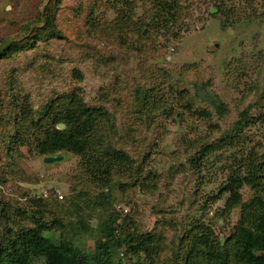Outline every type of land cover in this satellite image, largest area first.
<instances>
[{
    "label": "rangeland",
    "instance_id": "obj_1",
    "mask_svg": "<svg viewBox=\"0 0 264 264\" xmlns=\"http://www.w3.org/2000/svg\"><path fill=\"white\" fill-rule=\"evenodd\" d=\"M160 1L0 0V244L47 225L93 254L118 214L117 240L151 234L156 249L114 243L116 264H237L264 201V0ZM73 93L115 127L99 120L85 157L47 164L44 115ZM110 145L133 165L107 163ZM252 168L227 209L230 177Z\"/></svg>",
    "mask_w": 264,
    "mask_h": 264
},
{
    "label": "trees",
    "instance_id": "obj_2",
    "mask_svg": "<svg viewBox=\"0 0 264 264\" xmlns=\"http://www.w3.org/2000/svg\"><path fill=\"white\" fill-rule=\"evenodd\" d=\"M159 5L166 10H172L173 6L161 0ZM55 32V30H53ZM59 35V34H58ZM65 109H53L44 115L47 117L53 128H46L47 133L38 138V152L45 156L58 155L61 151H70L74 154L85 157L90 146L91 133L95 130L99 120L105 118L109 121L110 130L115 126L111 125V117L103 108L87 106L84 100L80 99L76 93L69 96ZM218 108L221 105L216 103ZM24 112V118H27L26 124H33L28 116H31L30 108ZM42 121V119H39ZM59 124H64L65 129L55 128ZM241 122H239V125ZM35 126V125H34ZM105 158L107 163L125 166L127 169L133 165L132 158L125 150L114 148L111 145L105 149ZM56 163V162H55ZM111 171L106 170L103 175H110ZM97 178H104L98 176ZM108 181V180H107ZM254 169L250 171V176H232L225 191L230 193L227 201V209H232L241 201L240 190L243 185H253L255 183ZM117 181L115 184H121ZM110 186V185H109ZM259 218L258 223L252 230H247L241 226L235 235L236 244V263L237 264H264V201L259 200ZM119 215L112 217L110 223L103 225V239L98 241L95 253L88 254L80 246L74 245L70 240L54 241L53 235H47L48 226L30 228L18 234L15 238H8V241L0 244V253L9 250L6 256L5 264H36L39 259L44 260V264H116L113 261L114 253L112 251L114 243L122 246L123 243H129L130 252L139 254L140 252L148 253L150 256L155 253V242L151 234L144 238H139L136 233H128L124 240H117L116 233ZM59 226L63 224L56 222ZM134 241L132 242V240ZM5 244V245H4ZM4 245V246H3ZM2 254V253H1ZM217 264H229L230 255L223 252L217 255Z\"/></svg>",
    "mask_w": 264,
    "mask_h": 264
},
{
    "label": "water",
    "instance_id": "obj_3",
    "mask_svg": "<svg viewBox=\"0 0 264 264\" xmlns=\"http://www.w3.org/2000/svg\"><path fill=\"white\" fill-rule=\"evenodd\" d=\"M59 128L64 130L65 129V125L64 124H59ZM63 160V156H46L44 158V162L47 163V164H52V163H55V162H59Z\"/></svg>",
    "mask_w": 264,
    "mask_h": 264
},
{
    "label": "clouds",
    "instance_id": "obj_4",
    "mask_svg": "<svg viewBox=\"0 0 264 264\" xmlns=\"http://www.w3.org/2000/svg\"><path fill=\"white\" fill-rule=\"evenodd\" d=\"M123 255V254H122Z\"/></svg>",
    "mask_w": 264,
    "mask_h": 264
}]
</instances>
